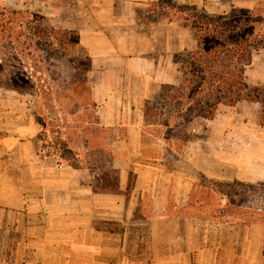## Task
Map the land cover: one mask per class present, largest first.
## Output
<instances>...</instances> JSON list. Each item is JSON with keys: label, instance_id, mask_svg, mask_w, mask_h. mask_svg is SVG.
<instances>
[{"label": "crops", "instance_id": "crops-1", "mask_svg": "<svg viewBox=\"0 0 264 264\" xmlns=\"http://www.w3.org/2000/svg\"><path fill=\"white\" fill-rule=\"evenodd\" d=\"M167 1L211 15L256 5L246 0ZM163 2L82 0L76 13L82 18L74 28L89 61L86 81L102 132L93 131L99 136L92 140L83 136L85 146L78 151L66 134V144L52 137L26 105L5 110L0 264L264 261V221L207 215L208 206L196 196L198 189L208 188L202 179L264 182V172L255 169L260 163H243L253 160L251 155L233 156L228 145L231 121L241 126L254 111V122L260 124V109L253 107L258 102L220 104L213 119L192 121L199 122L194 132L204 135L187 141L152 134V128L181 123L178 114L161 110L169 99L162 93L166 86L180 85L179 58L197 48L192 31ZM249 74L247 68L251 84ZM172 118L176 121L169 122ZM54 151L64 161L54 159ZM222 196L224 209L227 198Z\"/></svg>", "mask_w": 264, "mask_h": 264}, {"label": "trees", "instance_id": "trees-1", "mask_svg": "<svg viewBox=\"0 0 264 264\" xmlns=\"http://www.w3.org/2000/svg\"><path fill=\"white\" fill-rule=\"evenodd\" d=\"M163 3L175 9V17L192 31L197 40L196 50L179 58L183 70L180 85L164 87L163 97L169 98L170 104L178 106L172 113H177V117L186 122L197 117L213 119L220 104L235 106L246 100L262 103L263 125L264 88L252 86L247 80L246 70L252 64L255 54L264 49V6L252 9L234 7L227 14L211 15L197 7L179 5L167 0ZM28 16L36 18L35 26L29 29ZM45 22V17L14 10L0 1V83L3 86L17 91L23 90L21 72L26 49L39 47L42 42L44 45L54 46L59 42V34L65 38L66 46L79 45L77 33L56 30L46 26ZM39 23L42 27H39ZM85 61L87 72L89 61ZM14 62L16 74L9 70ZM166 104L167 99L161 105ZM89 106L94 107L91 100ZM59 143L55 145L57 151L60 149ZM62 143L66 144L64 141ZM218 184L225 188L220 190L227 198L225 208L232 204L246 205L247 200L252 199V206H255L253 209L250 207L252 216H246L243 220L264 221V217L261 218L264 215V203H260L264 198V182L251 184L234 181ZM237 195L241 198L236 199Z\"/></svg>", "mask_w": 264, "mask_h": 264}, {"label": "rangeland", "instance_id": "rangeland-1", "mask_svg": "<svg viewBox=\"0 0 264 264\" xmlns=\"http://www.w3.org/2000/svg\"><path fill=\"white\" fill-rule=\"evenodd\" d=\"M0 1L14 10L36 13L39 17H45L47 22L44 24L56 30H69L77 33L74 25L82 18V16L76 15L81 8L82 0ZM246 1L255 2V7L264 6V0ZM169 8L172 13L175 12V9ZM27 19L29 21L28 29L34 27L36 24L35 16H28ZM39 27H42L41 23H39ZM27 31L29 32V30ZM57 37L59 42L54 46L44 45V42H42L39 47L25 50L24 53L26 54L23 56L21 72V83L24 87L22 91L3 86L0 83V135L5 131L4 122H2L7 117L4 114L6 113L5 110L20 111L27 106V113H31L34 119L43 123L51 132L52 137L64 140L66 134L67 138H71V145L75 147L74 151H78V148L85 146L83 136L92 140V138L99 136L98 133L94 132H99L101 135L102 129L96 125L94 109L89 106L90 85L86 81V53L79 45L66 46L62 34ZM247 68L250 70L248 76L251 75V85L264 88V49L255 54L252 64ZM9 70L16 74L15 62ZM262 97L264 98V94ZM167 102L168 104L162 105L161 110L164 113L175 112L174 108L178 106L170 104L169 99ZM256 105H253V107L260 109V124L254 122L256 117L254 111L251 115L249 114L247 120L241 126L237 125V121H231L229 136L232 140L228 145L229 151L232 150L231 155L239 154L242 157V154H250V159L253 160L244 158L242 162L246 164L259 162L260 164L255 169L264 172V124H261V109L263 106L262 103ZM241 110L243 112V109ZM16 115L18 116V114ZM15 118L16 116L13 119ZM170 121L174 122L176 119L172 118ZM198 123L186 122L182 119L180 124L176 123V126L169 124L167 127L152 128L151 131L156 137L161 136L168 141L172 139L171 141L176 142L173 138L177 135L180 136L182 141H187L196 136L204 135L203 133L194 132L193 128L198 126ZM219 135L218 133L217 136ZM53 156L58 162L64 161V158L59 157L55 151ZM78 158L82 159V156H78ZM85 158V166H90L91 158L88 156H85ZM233 162H237V160ZM202 183L208 188L198 189L196 196L208 206L207 215H218L221 219L227 220H243L246 216H252L250 210L253 205L252 199L250 201L248 199L246 205L236 206L232 204L228 205L227 209H223L219 206L223 203L221 200L224 199L220 190H225V188L218 182L208 179H202ZM235 198L240 199L241 196L237 195ZM260 203H264V198L261 199ZM254 207L252 206V209ZM263 217L264 215L261 216V218Z\"/></svg>", "mask_w": 264, "mask_h": 264}, {"label": "built area", "instance_id": "built-area-1", "mask_svg": "<svg viewBox=\"0 0 264 264\" xmlns=\"http://www.w3.org/2000/svg\"><path fill=\"white\" fill-rule=\"evenodd\" d=\"M57 167H58L59 169H62V168L64 167V164H63V163H58Z\"/></svg>", "mask_w": 264, "mask_h": 264}]
</instances>
